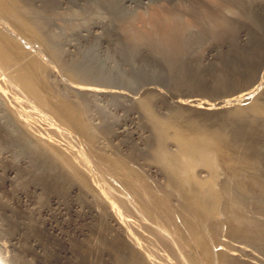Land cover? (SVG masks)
<instances>
[{"label":"rangeland","instance_id":"374dc122","mask_svg":"<svg viewBox=\"0 0 264 264\" xmlns=\"http://www.w3.org/2000/svg\"><path fill=\"white\" fill-rule=\"evenodd\" d=\"M25 1L27 0H9L6 2H8L9 4H11L12 2V4H17L18 6L19 5L22 6V4H24ZM28 1L34 2L32 4L36 8L50 7L47 9L48 11H47L46 17H48L49 15H50L49 16L50 18H52L51 16L55 17V18H52L54 19V22L52 23V27L54 31L56 33H59L60 35V40H59V43L57 44L58 45L57 47H59V51L61 54L60 56L61 61L56 59L57 57H55L51 48L48 47L44 41L38 38L37 35L33 33L31 29L29 30L30 32H28V30L26 29V27H29L28 25H26L27 22H24L23 20H20V19L18 20L14 19V17L10 14L6 13L7 15L6 14L0 15V34H3L5 32L11 37H13L12 39L16 42V44L19 47L23 48L25 51H27L26 53H27L28 58L32 57V58H36L39 60L41 59L40 61L43 64L45 62L47 63V64L45 63V65L51 70V71L49 70L48 78L50 79L52 77L51 80H49L52 86L50 84L48 86H51V89L53 90L54 93H57L58 95L64 94L66 98H68V100L70 101H79L82 105L86 104L87 107L84 106L86 110L85 118H86V123L88 127L90 128L89 130L91 132L93 131L92 133H93V138H94L93 139L94 144L92 147L93 149L90 150L89 145H88L89 143L88 141H86V138L84 137L82 132L79 131L77 127L70 126L68 125V123L61 120L60 115H57V116L54 115L51 111L49 112L47 108L45 112L47 111L48 115H47V112L45 115V112H43L44 109H42L45 106L43 107V106L37 105V103H35L29 98L25 88L23 87L24 85H22L23 81L17 76V73L19 72V70L17 71V69H15L16 66L13 61L6 62L7 67L3 65L4 68L6 69H3V66L0 64L1 66L0 67V87H2L5 90V91L4 90L2 91V89L0 88L2 91V93L1 92L0 93L2 95L3 94L7 95V96L5 95L1 96L0 94V264H117L115 261L116 260L115 257H113L114 256L113 252L115 249L110 247V244L113 242L112 237L117 236L115 234L116 229L111 227V226L114 227V225H112L113 222L112 223L110 222L109 225L107 224V226L110 229L107 228V226L104 224L105 222L99 216L100 214H98L100 213L99 212L100 210L98 209V212H94L96 211L97 204L94 203L95 198L93 197L92 192L89 190V192L87 193L86 191L88 190L84 189L85 188L84 186L81 187L82 184L78 183L77 180L74 179V182L72 180V182L62 183L63 184L62 189H57L56 187L55 188L50 187L49 182L55 181L52 178H54L55 176H58L61 168L58 163L55 162L54 164V162L50 160L51 158L50 156H48L47 153L45 152L43 153V151H41L38 148L40 142L41 144H43V146L46 145V144L44 145L45 142L53 145L55 151H57L63 157L67 159L69 158V160L71 159V161H73V158H74V161H73L74 164H76L77 168L81 172L86 174L87 181L89 182L90 186L93 187L94 189L97 190V188H99L100 190L105 189L107 191L110 188H112L110 190L112 191L116 190L117 193L121 195L122 193L124 194V196L123 195L122 196L123 198L126 197L124 199L126 204H127L126 200L127 201L129 200L130 202L129 205L132 203L130 208L128 204H127L128 208L126 207L127 209H129L130 215L128 213L126 215L125 213V212H128V210H125L124 212V209H121L122 217L123 218L127 217L128 219V220L126 219L128 222L126 220H124V222H126L125 224L127 225V229L128 228L129 229L125 230L126 229L125 227L124 228L121 227V233H120L121 238L120 239L123 242V246L125 248L127 255L130 254V256L128 255L129 257H133V258L139 257L141 254H142L141 256L143 257L148 255L151 260V262L147 261L148 264H162V263L163 264H179L181 263V259H182L181 264H186V262L188 264L191 261L190 257L193 256L197 259L198 264H205V261L202 257V253L200 252V249H198V247H195L193 245L194 244L193 242L188 241L187 243L189 244L188 246L186 244V245H183V247H180L179 248L180 250H176V248L179 246L175 247L174 249V243H175L174 241L177 239H175L174 236H173V239L171 238L172 234L170 231L167 230V234H169L167 236H169L172 240L166 237V241H168L167 244L166 242L164 243L165 238L160 237L161 238L160 239L158 236L157 237L155 236L158 234V232H156L158 231V229H156V224L153 221L150 222L151 218L148 217L149 212L151 211L150 212L151 214L152 211H154L153 207H150V206L146 207V209H149V211L148 210L145 211L146 209L143 210V212L146 213V215L143 214L141 210H138L140 209L139 204H137L139 202L134 197V195L131 193V191L128 190L129 188L126 185V183H124L125 181L123 180L122 173L118 168H116V161L113 160V158L116 159L117 157V159H124L125 161L127 160L128 162L126 161V163H128L127 165L130 166V169L136 171L135 173L138 174L143 179L141 181V184H144V183L147 184L148 178H149L150 180L149 182L151 183V185L156 191L162 192V190H166L169 186L168 181H167V174L163 169H161L159 164L155 161L154 154H155V149L157 148V143H156V135L152 128L153 121H158V120L161 121V119L162 121L164 119H165L164 121H168V122L171 121L170 122L171 124L170 126H168V129H167L168 136L165 138L164 141L166 142H164V144L168 146V147L165 146L167 150L168 148L170 149L168 151L169 153H174L177 150L176 149L177 143L175 142V139L172 137V133L177 128L181 129L184 126L183 124L189 127H200L202 125L201 127L213 129V127L214 128L217 127V123L220 118L219 116L220 113H221L220 115H222V113L226 114L227 116L225 117L229 119L234 114H236V112H233V109L235 107H238V106L247 107L251 105V103L252 104L254 103L255 98H260L259 101L260 102L262 101L264 103V98H263L264 97V90H263L264 89V85H263L264 84L263 83L264 81V51L263 53L258 52L260 54V55L258 54L259 56L257 55V53H253V55H251L253 61H256V59L258 60L259 58H261V60L256 61V64L258 63L261 66L257 64L260 68H257L258 70L256 69L258 72L256 73V76L253 79V82L248 85V87L256 86L258 83L261 82L259 87L260 89L263 88L262 89L263 91L261 90L260 92V89H258L255 92L253 98L246 99V100H239V98L237 97L238 92L240 90L239 87H244V85H242L239 82L240 78L239 79L238 78L237 79L223 78L221 73L218 71L219 65L217 67L215 63V61H217L219 58L226 55L225 48H226V45H228V42H226L223 39H220L219 41H217L215 40V38H212L210 36L204 37V39L200 37L201 38L200 39L196 32L197 30H192L193 31L192 39L193 38L194 39L191 41L190 46H188L184 55L180 57L181 62H178V64L175 65V67H172L170 64L166 62V60L163 57H160L159 55L152 56L150 53H148L147 50H144V49L143 51L136 50L133 52L132 49H128L125 46L124 41H123V36L120 33L119 28H118V24L123 17H126L137 11H140V12L147 11L148 7H151L152 4L153 5H165V6L169 4L167 6H170L175 0H103V1L102 0L101 1H98V0H28ZM176 1H183V0H176ZM260 2H262V4L259 3V0L256 3L254 2V4L252 5V9L253 10L255 9L254 11H256V8L259 10V7L264 5L263 4L264 0H260ZM95 5H97V8ZM95 8L96 10L98 9V11H96ZM246 16H247L246 22H244L241 26L237 25L238 27H236L235 29L236 30L235 34L239 33L240 38L242 37L243 39H246V41L249 42L250 45L253 44L255 47L263 46V50H264V39H263L264 38V15H261L262 17L261 18L260 16L255 17L254 14L247 13ZM64 19L67 20V22ZM71 20L74 21L73 24H75L72 28L68 29V28H63L61 26L63 25V23L64 24L71 23ZM17 21L18 22L20 21L19 24L21 28L18 25ZM4 24L7 27H4ZM24 28L25 30H23ZM64 29H68V30L64 31ZM250 32L252 33V36ZM254 34H256L255 35L256 39L253 36ZM1 36H4V35H1ZM37 39L39 40L37 41ZM255 40L256 42H254ZM59 44L61 47L59 46ZM253 45L252 47H254ZM50 54L52 57L50 56ZM19 60L16 59L18 63L20 62ZM10 63L12 64L9 65ZM211 67H214V68H211ZM181 68L184 71L183 76H181V74L179 73V69ZM22 72H23V75H26V73H28L27 70H24ZM33 75L35 76V79L33 78ZM37 76L39 77V73L37 75L34 73L30 74V80H32L31 83L33 86L35 87L38 86L39 88V83H38L39 78H37ZM15 77L17 79H15ZM3 81H4V84H3ZM33 83L36 84L37 86L34 85ZM82 83L83 84L85 83L87 86H90V87L93 86L91 87L92 91L90 90L89 93L80 92V90L77 88L75 84L78 85ZM75 86L76 88H74ZM102 88H103V91H102ZM104 88L106 89V92ZM110 89H112V91H110ZM120 90H121V93H120ZM183 99L185 101H183ZM14 100L16 103L14 102ZM180 100L182 101V103L180 102ZM197 100L198 102H196ZM199 101L201 102L199 103ZM209 101L212 103L210 104ZM9 102L11 103V105L9 104ZM33 102L35 103V106ZM143 102H147L150 105V106L148 105L147 112L145 109L141 107V103ZM189 102L192 105V108H190L191 106H189L190 105ZM186 103H188V105ZM194 103H197L196 107L194 106L195 105ZM222 103L225 104V105H222L223 111L218 112L215 110V112L213 113L211 117L210 116L208 117L205 115H202L201 117V115L198 114L197 112V109H198L197 107H201L205 105L210 108H213L214 110V106L212 105L216 104L215 106H218L219 104L221 105ZM18 104L19 105L21 104L20 105V107L22 106L21 108L25 109V107H27V109H25L27 111L20 110L21 108L18 106ZM159 105H160V108H159ZM37 107H40V108L37 109ZM195 108L197 109L194 110ZM14 110L15 111L18 110L17 113L14 112ZM39 110H43V111H39ZM152 110L153 111L156 110V111L153 112ZM230 110L232 114L228 112ZM36 111H38V113ZM49 113L50 114L52 113V115L49 116ZM17 114L20 115L22 118L18 116ZM38 114L40 115V117ZM43 114H44V118H42ZM248 114L249 116L252 115V113H247V115L245 114V116H248ZM156 115L157 117L154 118ZM23 116H25L24 119H23ZM263 116H264V113L262 112H259V113L254 112V115L251 116V119L254 120V118L256 117L260 118ZM34 117H36L37 119L36 121L32 119ZM175 118H177V120H175ZM186 118H189V119H186ZM40 119H41V122L39 123L38 120ZM46 119H48L49 123L47 122ZM235 119H238V117H236ZM30 120H32V122ZM43 120L44 121L46 120V122H43ZM100 122L101 123L103 122V123L101 124ZM193 123H196V124H193ZM252 125L253 127H255L257 124L254 123ZM97 127L100 128V130ZM113 127L116 128L117 131ZM185 127L186 126H184L183 129L181 130L187 132L188 128L186 129ZM147 128L150 129L151 132ZM45 130L47 132H45ZM113 130L116 131L117 135L115 134ZM67 131H70V132H67ZM66 132L69 134H66ZM169 132L171 133V135L169 134ZM55 133L56 135H54ZM65 135L67 136V138L70 135L68 138L69 140L65 138L66 137ZM137 135H141V136H137ZM145 135H147V137ZM256 136H257V141L259 144L258 149L260 152H262L261 157L259 156V164H261L260 171L263 170V173H264V156H263L264 155L263 153L264 145H262L264 143V133H256ZM143 137H145L144 138L145 140L143 139ZM152 138H154V140ZM60 141H61V144L59 146ZM171 141L174 145L171 143ZM95 142H97V144ZM233 142H234V139L232 137H227V140L223 142L224 149H226L229 157H231V165H230L231 167L229 166L228 170L227 169L225 170L224 168H222L224 170L220 169V172H219L220 175L218 176V184L222 182V180H224L226 176L228 175L236 176L240 172V170L237 167L239 164L236 158V153L233 152V150H238L239 146L236 145L235 142L233 144ZM79 143L80 144L87 143V144L86 145L81 144V146L83 147L79 148L80 147ZM62 147L64 150L62 149ZM64 147H67L69 149L64 148ZM72 147L73 149L75 147V149L73 150ZM124 147L128 151L125 150ZM151 148H153V150ZM173 148L175 150H173ZM79 149H82V150L79 151ZM70 150H72L73 153ZM92 151L93 153H91ZM88 152H90L91 154L95 153L96 155L88 154ZM76 153H80V154H77V158H75ZM101 153H102V156L106 157V159L101 156ZM73 154L75 156H73ZM99 154H100V157H99ZM110 154H112L113 156ZM148 155L150 159H148L149 158ZM78 157L82 158V160L78 159ZM86 158L88 160H86ZM89 158L91 160H89ZM77 159L79 161L80 160L83 162L85 161L84 163L81 162L82 165L85 163L89 165L91 163L93 164H91L92 166L87 165L86 166L88 168L87 169L86 167L84 168V166L82 167L81 163H79ZM143 159L145 160V162H143ZM100 162L102 164H100ZM104 162L105 163L107 162L106 165ZM110 162L112 163L110 164ZM100 165L101 166L103 165L104 167L103 166L101 167ZM148 166L151 168L158 167L157 169H159L160 172L154 175V173H152L151 170L149 171ZM90 167L92 168L93 171L91 170ZM138 168H140L143 173ZM84 169H86V171ZM99 170H102V172H100ZM106 170H108L107 172L109 174L106 173ZM91 171L93 172V174ZM224 171H225V174H224ZM201 172H203L202 175H205L206 169L202 168V170L199 171V175H201ZM97 173L98 174L100 173L99 174L100 177L98 176ZM96 176H98L101 180L99 178L96 180L97 178ZM153 176L156 179L155 178L153 179ZM162 176H165V177L162 178ZM221 176L224 178L222 179ZM109 177L111 179L117 178V180L116 179L110 180ZM160 177L162 180L159 179ZM165 178H166V181L165 183H163ZM98 180L101 182L100 184H98ZM93 181H94V185L96 184L97 187L96 185L95 186L93 185ZM102 181H105V182L102 183ZM149 182L148 184H150ZM41 183H43L46 186H44ZM155 183L156 185L159 184L158 187L155 186ZM105 184L109 188L107 187L106 189ZM162 184L164 186H162ZM99 185L102 188L99 187ZM77 186H78V189H77ZM123 187L125 188V190ZM168 190L170 192L171 201H172V198H174L172 202L175 205H177L176 202L179 200L178 191H176L175 189H171L170 191V188H168L167 191ZM75 191L78 193H76ZM112 191L111 192L109 191V192L111 194L112 193L117 194ZM127 192H129V194ZM126 193L128 194V196L126 195ZM152 195L154 196V198L153 196L152 198L158 202L159 198L157 199L156 194L153 193ZM131 199L134 202L136 201V203H133ZM175 208L176 210L178 209L177 207H174V210ZM134 210H136L135 212L139 211L137 213H139V215L141 214V216H137L138 214L136 213L137 214L136 215ZM221 212L217 214L213 220L217 222L218 220L221 219L220 221H218L219 226L221 227V229H223L221 230L223 233V235L221 236L224 237L228 241V245L236 246L237 248H239V245L242 244L238 250H235L237 252V255L238 254L241 255L240 257L238 256L240 259L246 261L247 258L248 259L250 258V261H249L250 264H256L260 260L259 261L260 263L258 262V264H261L262 262H263L262 264H264V261L262 260L264 259V248H262V251H263L262 252L261 247L259 248V246L257 247L258 250L257 248H252L254 245L255 246L257 245L248 241L246 238H241V237L239 238L236 236H232L230 233H235L239 229H243L244 226L238 225L228 230V224L225 220V215L223 213L221 214ZM255 214L258 217L264 216V209L261 210L260 213H255ZM176 215L177 216L174 217L175 219L174 221L177 227L176 226L175 227L177 229L180 228L179 231H181V233L184 236L186 235L185 237H187L188 235L193 236L194 232H196V229L193 230L195 227L193 228L192 224L191 226H189L190 224L186 222V219H184V224L181 223L182 222V221L180 222L181 215L179 214V212L178 213L176 212ZM140 217L141 219L145 218L148 221V223L150 222V224H148L146 220L144 222L141 219L137 220V218H140ZM176 217L177 219L178 218L180 219L177 220ZM222 217L224 219H222ZM145 222L146 224H144ZM151 223L155 225V227L152 226ZM140 224H142L141 226L144 227L145 230L144 228L140 226ZM150 226L152 228H150ZM146 228L147 230L150 229L148 231L149 232L151 231L153 233L150 234L151 232L150 233L144 232L146 231ZM176 228L175 230H177ZM186 228L188 232L186 231ZM199 228H200L199 231L202 233L203 238H206V240H209L210 238H212L211 235L209 234L210 232L208 231L207 226L201 225ZM191 230L193 231L192 234H191L192 232ZM140 231L143 233H141ZM128 233L130 235H128ZM225 233H228V235ZM149 234H150V237L156 241H153L152 239H150L148 236ZM141 236L142 238H144V240L141 238ZM139 239H141L143 243ZM234 239L236 241H234ZM169 240H171V243L169 242ZM158 241L160 242L159 244H158ZM154 242H157V243H154ZM172 242L174 243L172 244ZM212 242L213 240L212 241L209 240L208 242L209 247L211 248L213 252H216L217 248L215 246L217 245L213 244ZM236 242H238L237 243L238 246L234 244ZM177 243L180 246H182V244H180L178 240L176 244ZM243 243H245L246 245H243ZM247 243L249 244V246ZM250 243H252L251 246H250ZM93 244H96V245H93ZM164 244L166 245L163 246ZM169 244L171 246H169ZM212 244L214 245V247ZM161 246L164 247V250L162 249ZM244 246L247 247V250H246V247L244 248ZM97 247H99L100 249H98ZM166 247L169 248L170 253H168L169 250ZM170 247L172 248L173 251L174 250L175 251L173 252ZM249 247L250 249H248ZM94 248H97V249H94ZM251 248L254 251L253 253L251 252L252 254L256 252L254 254L255 256H252L250 254V251L252 250ZM179 252L181 253L185 252L184 258H183V255L180 256L181 253L178 254ZM247 254H249L250 256ZM257 255L259 256V258L262 256L263 257L258 259ZM179 256L182 258H180ZM151 257L154 258L153 262H152ZM166 257L167 259L169 258L170 259L167 261H164ZM172 257L176 258V260L174 259L176 263L174 260H172L173 259ZM186 257L189 259L185 260L187 259ZM251 258L252 260L253 259L256 260L255 263L251 262L252 261ZM190 263H193V262H190Z\"/></svg>","mask_w":264,"mask_h":264},{"label":"bare ground","instance_id":"6f19581e","mask_svg":"<svg viewBox=\"0 0 264 264\" xmlns=\"http://www.w3.org/2000/svg\"><path fill=\"white\" fill-rule=\"evenodd\" d=\"M6 1H9V0H6ZM6 1L5 0H0V15L7 13V14L12 15L14 17V19H17V20L20 19V20H23L24 22H27L26 25H28L29 27H26V29L28 30V32H30L29 30L31 29L33 31V33H35L37 35L38 38H40L42 41H44L45 44L48 47L51 48V50L54 53L55 57H57L56 59L61 61V59H60L61 54H60V51H59V47H57L58 46L57 44L59 43V40H60V35H59V33H56L54 31L53 27H52V23L54 22V19H52V18H55V17L51 16L52 18H50L49 14H48L49 16L46 17V14H47V11H48L47 9L50 8V7L36 8L32 4L34 2H31V1H28V0L25 1L24 4H22V6L19 5L20 6L19 7L17 4H12V2H11V4H9ZM98 1H101V0H98ZM257 1L258 0H185V1L184 0L183 1H176L175 0L170 6H167L169 4H167L166 6L165 5H153L152 4L151 7H148L147 11H144V12L137 11V12H134L133 14H130V15L126 16V17H123L120 20L119 24H118V28H119L120 33L123 36L124 44H125V46L128 49H132L133 52L136 51V50H138V51L139 50L143 51V49L147 50L148 53H150L152 56L159 55L160 57H163L166 60V62L168 64H170L172 67H175V65H177L178 62H181L180 61V57L182 55H184L186 49L188 48V46H190L191 41L194 39V38L192 39V36H193L192 35L193 34L192 30H197L196 32H197L199 38L202 37V39H204V37L210 36L212 38H215V40H217V41H219L220 39L225 40L226 42H228V45H226V48H225L226 55L222 56L221 58H219L217 61H215V63L217 65V67L219 65V68H218L219 70L218 71L221 73L223 78H229V79H237V78L239 79L240 78L239 82L242 85H244V87H239L240 90L238 92V96L237 97L239 98V100H246V99H250V98L254 97L255 92L258 89H260L259 86L261 84V82H260L258 84L256 83L257 84L256 86L248 87V85L253 82V79L255 78L256 73L258 72L257 68H260L258 66L260 64L257 63L258 64L257 65L256 61L261 60V58H259L258 60L256 59V61H253L251 55H253V53H257V55H258L259 54L258 52L263 53L264 50H263V46L255 47L252 44L254 46V47H252V45H250L249 42L246 41V39H243L242 37L240 38L239 33L235 34V32H236L235 29L239 25L241 26L244 22H246L247 13L254 14L255 17H257V16L261 17V15H264L263 14L264 5L260 6L259 10L257 8H256V11H254L255 9L254 10L252 9V5L254 4V2L256 3ZM259 3L262 4V2H260V0H259ZM161 4H162V2H161ZM95 6L97 8V5H95ZM96 8H95V10H96ZM96 11H98V9ZM66 19H67V17H66ZM72 20H71V23H66V24L63 23V25H61V26L63 28H68V29L72 28L75 25V24H73L74 21H72ZM65 21L67 22V20H65ZM19 22H18V25L20 26ZM4 27H7V26H5V24H4ZM20 28H21V26H20ZM68 29H64V31L68 30ZM23 30H25V28ZM249 30H251V29H249ZM257 31H258V29H257ZM250 34L252 36L251 32H250ZM1 35H4V36H1ZM255 35L256 34L253 35L254 38H255ZM12 38L13 37H11L10 35H8L5 32L3 34H0V64L2 66L3 65L6 66V62L13 61L15 66H16L15 69H17V71L19 70V72L17 73V76H18V78H20L23 81L22 85H24L23 87L25 88L29 98L32 101H34L35 103H37V105H40V106H43V107L45 106L44 108H42V109H44V111L43 110H39V111L45 112V110L47 108V110H49V112L51 111L54 115H56V116L60 115L61 116L60 117L61 120L65 121L70 126L77 127L78 130L82 132V134L86 138V141H88V143H89L88 144L89 145V149L90 150L93 149L92 148L93 144H94L93 143V139L94 138H93V133H92L93 131L91 132L89 130L90 128L88 127V125L86 123V118H85L86 110H85L84 106H86V104L82 105L79 101H70V100H68V98H66V96L64 94H59L58 95L57 93H54L53 90L51 89L52 84L49 82V80H51L52 77L50 79L48 78V73H49L50 69L45 65L46 62L43 64L40 61L41 59L39 60V59L32 58V57L28 58L27 57V53H26L27 51H25L23 48L19 47ZM34 39H36V38H34ZM29 40H30V38H29ZM38 40L39 39H37V41ZM254 42H256V40ZM45 44H43V45H45ZM59 46H60V44H59ZM23 47H24V45H23ZM34 51H35V49H34ZM50 56H51V54H50ZM16 59H18V60L21 59V60H19L20 62L18 63V61H16ZM186 63H188V62H186ZM11 64L12 63H10L9 65H11ZM213 65H214V63H213ZM211 68H214V67H211ZM3 69H6V68H4V66H3ZM24 70L28 71V73H26V75H23L22 71H24ZM33 73L36 74V75L39 73V77L37 76V78H39V81L37 80L38 83H39V88H38V86L36 84H34L35 82L33 84L36 85L37 87L33 86L32 83H31L32 80H30V74H33ZM179 73L181 74V76H183L184 71H183L182 68L179 69ZM33 78L35 79L34 75H33ZM15 79H17V78L15 77ZM13 80H14V78H13ZM61 82H62V80H61ZM233 82H234V80H233ZM15 83H17V82H15ZM63 83H64V81H63ZM225 83H226V81H225ZM263 83H264V81H263ZM3 84H4V81H3ZM49 84L51 86H48ZM57 84H59V83H57ZM73 85H74V83H73ZM75 85L77 86V88L82 93H89L90 90L92 91L91 87H93V86H91V87L87 86L85 83L84 84L83 83L82 84H78V85L75 84ZM76 86L74 88H76ZM0 88L2 89V91L4 90L2 87H0ZM15 88H17V87H15ZM61 88H63V87H61ZM1 89H0V92L2 93ZM262 89L263 88L260 89V92H261ZM97 90H98V88H97ZM102 91H103V88H102ZM110 91H112V89H110ZM99 92H100V90H99ZM105 92H106V89H105ZM96 93H98V92H96ZM120 93H121V90H120ZM3 95H5V94H3ZM3 95L1 94V96H3ZM5 96H7V95H5ZM259 100H260V98H255L254 103L253 104L251 103V105H249L247 107H243V106L235 107L233 109V112H236V114H234L229 119H227L225 117V116H227L226 114L222 113V115H220L221 114L220 113L219 114L220 118H219V121L217 123V127H215V128L213 127V129L212 128L209 129V128L201 127L202 123L200 124L201 125L200 127H189V126L183 124L184 126H186L185 127L186 129L188 128L187 132L181 130L184 127L182 125L183 127L182 128L180 127L181 129L177 128L172 133V137L175 139V142L177 143V148L175 147L177 150L175 152L173 151L174 153H169L168 151L170 149L168 148V150H167L166 147H168V146H166L164 144V142H166L164 140L168 136L167 129H168V126H170V124H171L170 122L171 121L170 122L164 121L165 119L163 121H162V119H161V121H159V120L158 121H153V127L152 128H153V131L155 132L156 143H157V148L155 149V154H154L155 155V161L159 164L161 169H163L166 172L167 181H168V184H169L168 188H170V191H171V189H175L176 191H178L179 200L176 202L177 205H175L172 202L174 198H172V201H171L170 192H169V190L167 191L168 188L166 190H162V192L161 191L160 192L156 191L153 188V186L151 185V183L149 182L150 181L149 178H148V182L150 184H148V182H147V184L144 183V182H143L144 184H141V181L143 179L138 174L135 173L136 171L130 169V166H128L127 165L128 163H126L127 160L125 161L124 159H117V157H116V159L113 158V160L116 161V168H118L121 171V173H122L123 180L125 181L124 183H126V185L129 188L128 190L131 191V193L134 195V197L139 202V203H137V204H139V207H140V209H138V210H141L143 212V210L146 209V207H149V206L153 207L154 211H152L151 214H150V212H151L150 211L149 215H151V216L148 215V217L151 218L150 222L153 221L156 224V229H158V231H156V232H158L159 235L157 233H156L157 235H155V234L154 235L156 237L158 236L159 238L160 237L165 238L164 243L166 242V244L168 243V241H166V237L169 238V239H171V238L173 239V236H174V238L177 239L180 244H182V246H180L178 243L176 244L177 240L174 239L175 243L172 242V244L174 243V249H175V247L179 246V247H177L178 249L176 248V250H180L179 248L183 247V245H186L188 243V241L193 242L194 243L193 245L195 247H198V249H200V252L202 253V257H203V259L205 261V264H212V263L213 264H215V263L216 264H250L249 263L250 258L249 259L247 258L246 261L242 260V259L239 258L241 255H239V254L237 255V252L235 251V250H238L242 244L239 243L240 244L239 248H237L236 246H231V245L229 246L228 245V241L224 237L221 236V235H223V233L221 231L223 229H221V227L218 224V221H220L221 219L219 218L220 220H218L217 222L215 220H213L215 218V216L217 214H219L221 211H222L221 214L223 213L225 215V220H226V222L228 224V230H230V228L238 226V225H240V226L243 225L244 226L243 229H239L235 233H230L229 232L232 236H236V237H239V238L240 237L241 238H246L248 241H250V242H252V243L257 245V246L254 245L252 248H257L259 246V248L261 247V251H262V248H264V219H263L264 216H262V217L260 216L261 217L260 218V217H258L255 214V213H260V211L264 209V173H263V170L260 171V165L261 164H259V156L261 157V153L262 152H260L259 149H258L259 148V144H258L257 136H256V133H264V116L260 117V118H257L258 117L257 116L256 118H254V120L251 119V116L254 115V112H256V113L257 112L258 113L259 112L264 113V103L262 101L260 102ZM183 101H185V100L183 99ZM222 101H223V99H222ZM14 102H15V100H14ZM180 102L182 103L181 100H180ZM196 102H198V100ZM200 102L201 101H199V103ZM224 102H225V100H224ZM35 103H34V106H35ZM211 103L212 102H210V104ZM223 103L221 105L219 104L218 106H215L216 104L212 105V106H214V110H213V108H210V107L205 106V105L201 106V107H197L198 109L195 108L194 110L197 109V112H198V114L201 115V117H202V115L211 117L213 115V113L215 112V110L218 111V112L223 111V109H222L223 106L222 105H225ZM9 104L11 105L10 102H9ZM186 104L188 105V103H186ZM189 104H190V102H189ZM194 104H195L194 106L196 107L197 103H194ZM13 105H15V104H13ZM20 105L18 104L19 107H20ZM148 105L149 104L147 102L141 103V107L143 109H145L146 112L148 111ZM189 106H191L190 108H192L191 104ZM179 107H181V106H179ZM38 108H40V107H37V109ZM159 108H160V105H159ZM25 109H27V107H25ZM25 109L21 108L20 110H25ZM17 111L14 110V112H16V113H17ZM25 111H27V110H25ZM136 111H138V110H136ZM154 111H156V110H154ZM36 112L38 113V111H36ZM46 112H45V115H46ZM228 112L230 114H232L231 110L228 111ZM52 113L51 114L49 113V116L52 115ZM247 113H252V115L249 116V114H248V116H245V114L247 115ZM47 115H48V112H47ZM138 115H140V114H138ZM18 116H20V115H18ZM215 116H216V114H215ZM24 117L25 116H23V119H24ZM39 117H40V115H39ZM156 117H157V115L154 118H156ZM183 117H184V115H183ZM236 117H238V119H235ZM34 118H32V119L36 121L37 120L36 117H34ZM42 118H44V114H43ZM169 118H171V117H169ZM41 119L38 120L39 123L41 122ZM186 119H189V118H186ZM186 119H184V120H186ZM208 119H210V118H208ZM46 120L49 123L48 119H46ZM46 120L45 121L43 120V122H46ZM139 120H141V119H139ZM175 120H177V118H175ZM175 120H174V122H175ZM30 121L32 122V120H30ZM19 123H20V121H19ZM254 123L257 124L255 127H253V125H252ZM193 124H196V123H193ZM29 127H28V129H29ZM52 127H53V125H52ZM25 128H27V127H25ZM98 129L100 130V128H98ZM114 129L116 130V128H114ZM54 130H52V131H54ZM70 130H72V129H70ZM148 130H150V129H148ZM31 131H32V129H31ZM116 131H114V132L117 135ZM45 132H47V131L45 130ZM67 132H70V131H67ZM67 132H66V134H69ZM150 132H151V130H150ZM105 134H107V133H105ZM169 134L171 135L170 132H169ZM54 135H56V133ZM60 135H62V134H60ZM69 136H68V138H69ZM137 136H141V135H137ZM145 136L147 137V135H145ZM227 137H232L234 139V142L236 143V145L239 146L238 150H233V152L236 153V158H237V161H238V164H239V165L237 164L238 165L237 167L240 170V172L236 176H233V175L226 176V178L224 180H222V182H220L218 184V176L220 175L219 174L220 169L221 170H224V169L228 170L229 166L231 165V157H229L228 152L226 151V149H224V144H223V142H225L227 140ZM65 138H67V136ZM144 138L145 137H143V139ZM152 139L154 140V138H152ZM50 140H51V138H50ZM137 140H135V141H137ZM53 141H54V139H53ZM53 141H52V143H53ZM234 142H233V144H234ZM66 143H65V145H66ZM95 143L97 144V142H95ZM171 143H172V141H171ZM55 144H57V143H55ZM60 144H61V141L59 143V146H60ZM81 144L79 143V146H80V147L78 146L79 148L83 147V146H81ZM86 144H82V145H86ZM147 144H149V143H147ZM44 145L45 146H43V144H41V142H40L38 148L41 151H43V153L44 152L47 153L48 156H50V158H51L50 160H52L54 162V164H55V162L58 163L60 165V168H61L60 169V173L58 174V176H55L54 178H52V179L55 180L54 182H52L49 179L51 181V182H49L50 183V187H52V188L56 187L57 189H62V187H63L62 183L72 182V180L74 182V179L77 180L78 183L82 184V186L80 185L81 187L84 186L85 187L84 189L88 190V191H86L87 193L89 192V190L92 192L93 197L95 198V202L94 203H96L97 206L99 207L98 208L96 206V211H94V212H98V209L100 210L99 211L100 213H98V214H100L99 216L105 222L104 224L107 226V224L109 225L110 222L111 223L113 222L112 225H114V227L111 226V225L110 226L112 228L116 229L115 230V232H116L115 234L117 236L112 237L113 242L111 241L112 243L110 244V247L115 249L114 252H113L114 253L113 257H115L116 263L117 264H148V262H151V260H150L148 255L143 257V256H141L142 255L141 254L139 257H134V258L133 257H129L130 254H128L129 256L127 255V253L125 251V248L123 246V242L120 239L121 238L120 237L121 227H123V228L125 227L126 228L125 230L129 229V228L127 229V225L125 224L126 222H124V220H126L127 217L123 218L122 217V213H121V209H124V212H125V210H128V212H125L126 215H127V213L129 214V209H127L128 208L127 204L129 205L130 202H129V200L128 201L126 200L127 204L125 203L124 199L126 197L123 198L124 194L122 193V195H123L122 196L121 194H118L116 190L115 191L110 190L112 188H110L107 191L104 188L103 189L105 191L104 190H100L99 188H97V190L99 189L97 191L96 189H94L93 187L90 186L89 182L87 181L86 174L81 172L77 168L76 164H74V162H73L74 158H73V161H71V159L69 160V158L67 159V158L63 157L61 154H59L57 151H55L53 145L48 144L47 142H45ZM262 145H264V143ZM61 146H63V145H61ZM67 147H64V148H67ZM62 149H63V147H62ZM67 149H69V148H67ZM72 149H73V147H72ZM74 149H75V147H74ZM124 149H125V147H124ZM151 149L153 150V148H151ZM80 150H82V149H79V151ZM125 150H127V149H125ZM173 150H175V149L173 148ZM70 151L73 153L72 150H70ZM91 153H93V151ZM91 153L88 152V154H91ZM263 153H264V151H263ZM77 154H80V153H76V157L75 158H77ZM94 154H91V155H94ZM110 155H112V154H110ZM149 155H151V154H149ZM149 155H148V157H149ZM73 156H75V155L73 154ZM101 156H102V153H101ZM79 157H78V159L82 160V158H79ZM99 157H100V154H99ZM102 157L106 159V157H104V156H102ZM90 158H89V160H91ZM148 159H150V157ZM232 159H234V158H232ZM81 160L80 161L78 160V162L79 163L83 162ZM86 160H88V159L86 158ZM97 160H99V159H97ZM102 160H104V159H102ZM143 162H145L144 159H143ZM106 163H105V165H106ZM111 163L112 162H110V164ZM130 163H129V165H130ZM85 164L82 165V163H81V166L82 167L84 166V168H85L87 165H89V164H86V165ZM91 164H93V163H91ZM100 164H102V163L100 162ZM94 165H96V164H94ZM94 165H93V167H94ZM81 166H79V167H81ZM109 167H111V166H109ZM95 168H96V166H95ZM157 168H151V167L148 166L149 171L151 170L152 173H154V175L160 172V170L157 169ZM202 168L206 169V172H205L206 174L205 175H202L203 172H201V175H199V171H201ZM222 168H224V169H222ZM138 169H140V168H138ZM84 170L86 171V169H84ZM91 170H92V168H91ZM89 171H90V169H89ZM99 171L102 172V170H99ZM107 171L108 170H106V173H108ZM149 171H148V173H149ZM141 172H142V170H141ZM221 172H223V171H221ZM146 173H147V171H146ZM92 174H93V172H92ZM99 174H98V176H99ZM150 174H151V172H150ZM224 174H225V171H224ZM53 175H54V173H53ZM163 175H164V173H163ZM98 176H96L97 177L96 180L100 177V176L99 177ZM110 176H112V175H110ZM148 176H150V175H148ZM45 177H46V175H45ZM163 177H165V176H162V178ZM109 178H107V179H109ZM154 178L155 177L153 176V179ZM223 178L224 177H222V179ZM112 179L110 178V180H112ZM115 179L117 180V178H114L113 180H115ZM159 179H161V177ZM42 180H43V178H42ZM104 180H106V179H104ZM165 181H166V178L164 179L163 183H165ZM40 182H42V181H40ZM103 182H105V181H102V183ZM152 182H153V180H152ZM49 183H47V184H49ZM100 183L101 182L98 180V184H100ZM41 184H43V183H41ZM107 184H109V183H107ZM152 184H154V183H152ZM93 185H94V181H93ZM158 185H156V183H155V186L158 187ZM44 186H46V185H44ZM105 186H106V184H105ZM162 186H164V185L162 184ZM96 187H97V185H96ZM99 187H101V186L99 185ZM107 187L108 186H106L105 188L107 189ZM77 189H78V186H77ZM113 189H115V188H113ZM124 190H125V188H124ZM82 191H84V190H82ZM109 191L110 192L111 191L115 192L117 194L112 193V194H114V195H112ZM76 193H78V192H76ZM127 193L129 194V192H127ZM127 193H126V195L128 196ZM153 193L156 194L157 199L159 198L158 202L153 199L154 198V196L152 195ZM152 196H153V198H152ZM82 197H83V195H82ZM156 197H155V199H156ZM94 198H93V200H94ZM132 202L136 203V201L134 202L133 200H132ZM131 205H132V203L129 205V208H130ZM93 206H95V205H93ZM132 207H134V206H132ZM174 207H177L179 210L178 209L176 210V208L174 210ZM93 210H95V209H93ZM147 210L149 211V209H146L145 211H147ZM135 211L136 210H134V212ZM137 212H139V211H137ZM137 212H135V214ZM176 212L177 213L179 212V214L181 215V220H180V222L182 221L181 223L184 224V219H186V222L188 224H190L189 226H191V224H192L193 225L192 227L193 228L195 227L194 229L191 228L193 230L196 229V232H194L193 236H189L187 234L188 236L185 237L186 235L184 236L181 233V231H179L180 228L179 229L176 228L177 226H176L175 221H174L175 220L174 217L177 216ZM137 214H136L137 216H141V214L140 215H139V213H137ZM143 214L146 215V213H144V212H143ZM182 215H184V216H182ZM138 219H141V217L137 218V220ZM176 219H177V217H176ZM178 219H180V218H178ZM222 219H224V218L222 217ZM141 220H143V222H144L146 219L144 218V219H141ZM143 222H142V224H143ZM146 222L148 223L147 220H146ZM146 222L144 224H146ZM150 222L148 224H150ZM137 223H138V221H137ZM176 223H178V222H176ZM127 224H129V223H127ZM142 224H140V226ZM201 225H205V226L208 227V231L210 232L209 234L212 237L209 240L210 241L213 240L212 243L218 246V247L215 246L217 248L216 252H213L211 250V248L209 247V243H208L209 240H206V238H203L202 233L199 231V229H200L199 227ZM152 226L155 227V225H153V224H152ZM183 226H185V225H183ZM107 228H109V227L107 226ZM142 228H144V227H142ZM150 228H152V227L150 226ZM175 228L177 230H175ZM188 229H189V227H188ZM144 230H145V228H144ZM148 230H150V229H148ZM148 230L146 228V231H144V232H149ZM167 230L171 232V234H172L171 238L169 236H167V235H169V234H167ZM186 231L188 232L187 228H186ZM129 233H130V231H129ZM129 233H128V235H130ZM141 233H143V232H141ZM152 233L153 232H151L150 234H152ZM192 233H193V231L191 232V234ZM150 234L148 236H149L150 239H152L150 237ZM225 234L228 235V233H225ZM138 235H139V233H138ZM133 238H135V237H133ZM141 238H142V236H141ZM142 239L144 240V238H142ZM139 240H141V239H139ZM152 240L156 241L154 239H152ZM162 240H164V239H162ZM171 240H169L170 243H171ZM123 241H125V240H123ZM214 241H216L217 243L214 242ZM234 241H236V240L234 239ZM141 242H142V240H141ZM154 243H157V242H154ZM159 243L160 242L158 241V244ZM237 243L238 242H236L234 244L238 246ZM252 243H250V246H251ZM166 244H164L163 246H165ZM175 244H176V246H175ZM93 245H96V244H93ZM97 245H99V244H97ZM131 245H133V244H131ZM188 245L189 244H187V246ZM243 245H246V244L243 243ZM169 246H171V245L169 244ZM248 246H249V244H248ZM161 247H160V249H161ZM213 247H214V245H213ZM245 247L246 246H244V248ZM97 248L100 249L99 247H97ZM97 248H94V249H97ZM166 248H168V247H166ZM162 249L164 250V247H162ZM248 249H250V247ZM168 250H169V248H168ZM171 250H172V248H171ZM246 250H247V247H246ZM257 250H258V248H257ZM135 251H136V249H135ZM243 251H245V250H243ZM245 252H247V251H245ZM251 252L252 253L254 252L253 249L250 251V254L252 256H255L254 254L256 252L254 254H252ZM257 252H259V251H257ZM168 253H170V250H169ZM180 253L181 252H179L178 254H180ZM184 253L182 252L180 254V256L183 255V258H184ZM187 253H186V255H187ZM136 254H137V252H136ZM147 254H148V252H147ZM163 254H164V252H163ZM247 255H249V254H247ZM244 256H245V254H244ZM262 257H260V258H262ZM180 258H182V257H180ZM190 258H191L190 259L191 261L189 260L190 262H193L194 264H198L197 263L198 261H197V259L195 257L191 256ZM260 258L258 256V259H260ZM151 259H152V262H153L154 258L151 257ZM169 259H167V257H166L164 261H167ZM174 259L176 260V258H173L172 260H174ZM188 259L189 258H187L185 260H188ZM251 260H252V258H251ZM262 260L264 261V259H262ZM255 261L256 260L253 259L251 262L255 263ZM178 262H180V261H178ZM190 262L188 264H193V263H190ZM258 262L256 264H258ZM175 263H176V261H175ZM181 263H182V259H181ZM181 263H179V264H181ZM186 264H187V262H186Z\"/></svg>","mask_w":264,"mask_h":264}]
</instances>
